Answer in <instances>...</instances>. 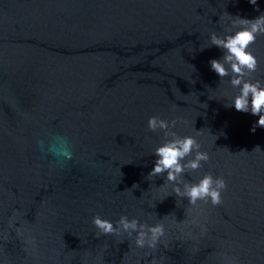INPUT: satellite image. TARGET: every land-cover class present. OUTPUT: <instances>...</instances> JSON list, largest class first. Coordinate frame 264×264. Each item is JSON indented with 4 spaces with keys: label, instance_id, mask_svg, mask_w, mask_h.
<instances>
[{
    "label": "water",
    "instance_id": "1",
    "mask_svg": "<svg viewBox=\"0 0 264 264\" xmlns=\"http://www.w3.org/2000/svg\"><path fill=\"white\" fill-rule=\"evenodd\" d=\"M257 2L0 0V264H264V128L209 63L211 34ZM249 51L264 81V35ZM152 116L209 154L183 179L222 177L220 204L147 177L166 139ZM97 215L165 235L140 248Z\"/></svg>",
    "mask_w": 264,
    "mask_h": 264
},
{
    "label": "clouds",
    "instance_id": "2",
    "mask_svg": "<svg viewBox=\"0 0 264 264\" xmlns=\"http://www.w3.org/2000/svg\"><path fill=\"white\" fill-rule=\"evenodd\" d=\"M249 3L256 6V11L260 10L257 0H249ZM236 18L239 30L235 32L229 30L226 35L211 34L210 47L215 46L222 50L223 56L220 59H211L209 63L211 70L220 77V80L229 77L230 85L239 89L232 103L227 106L234 107L238 112L259 117L250 129L255 133L257 128H264V81L259 79L253 81L249 78L259 66L257 57L249 48L256 42L258 36L264 35V13L254 19L239 16ZM175 125V120L170 126L165 119L157 116L149 118V130L162 131L166 139L155 149L154 167L147 177L164 178V183L171 184L173 192L177 196L187 198L191 205H196L199 200L209 199L213 205L220 204L221 193L227 188L222 177L214 178L207 174L195 183L184 181L183 177L187 172L199 170L203 162L209 161L210 156L200 150L201 145L194 137H181L171 131ZM93 224L103 235L126 232L131 237L135 234V243L140 248L145 246L155 248L160 238L165 235L163 224L149 226L135 218L129 220L127 216H121L114 225L113 222L97 215L93 218Z\"/></svg>",
    "mask_w": 264,
    "mask_h": 264
}]
</instances>
